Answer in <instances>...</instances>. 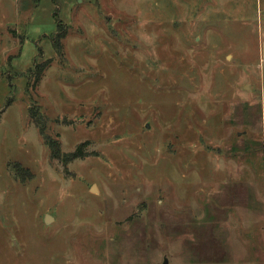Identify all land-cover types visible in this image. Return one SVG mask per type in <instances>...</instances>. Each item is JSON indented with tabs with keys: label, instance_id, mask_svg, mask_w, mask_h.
Here are the masks:
<instances>
[{
	"label": "rangeland",
	"instance_id": "rangeland-1",
	"mask_svg": "<svg viewBox=\"0 0 264 264\" xmlns=\"http://www.w3.org/2000/svg\"><path fill=\"white\" fill-rule=\"evenodd\" d=\"M166 259L264 264V0H0V264Z\"/></svg>",
	"mask_w": 264,
	"mask_h": 264
},
{
	"label": "trees",
	"instance_id": "trees-1",
	"mask_svg": "<svg viewBox=\"0 0 264 264\" xmlns=\"http://www.w3.org/2000/svg\"><path fill=\"white\" fill-rule=\"evenodd\" d=\"M36 1H38V0H36ZM65 35H66L65 32L60 33V35L57 36L56 39H58V38L64 39ZM55 47L58 49H61L62 44H60V42L59 43L55 42ZM46 68H47V65L39 66L36 68V72H35V74H37L36 83H38L41 80L43 73L46 70ZM39 111H40L39 108L38 109L31 108L29 111V115H30L31 119L34 120L36 118H39L40 116L42 117V115H40L41 113ZM38 129L40 130V135L43 137L46 146L49 147L50 152L52 153V155H51L52 160L58 159V160H61L64 164H67V163H70L72 160H76L78 158L83 157L81 147H79L76 152L71 153L70 155H65L63 153V151H61L60 141L59 140H53L50 136H48L45 133L47 128L43 123L38 124Z\"/></svg>",
	"mask_w": 264,
	"mask_h": 264
},
{
	"label": "water",
	"instance_id": "water-1",
	"mask_svg": "<svg viewBox=\"0 0 264 264\" xmlns=\"http://www.w3.org/2000/svg\"><path fill=\"white\" fill-rule=\"evenodd\" d=\"M95 190H96V188L93 189V191H95ZM51 221H52V217L51 216H47V218H46V224H49ZM164 264H169V259L168 260L166 259L164 261Z\"/></svg>",
	"mask_w": 264,
	"mask_h": 264
}]
</instances>
